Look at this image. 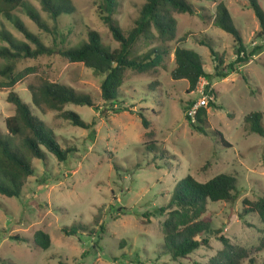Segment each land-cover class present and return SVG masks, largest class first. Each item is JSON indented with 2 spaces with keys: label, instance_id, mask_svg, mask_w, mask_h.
I'll use <instances>...</instances> for the list:
<instances>
[{
  "label": "rangeland",
  "instance_id": "1",
  "mask_svg": "<svg viewBox=\"0 0 264 264\" xmlns=\"http://www.w3.org/2000/svg\"><path fill=\"white\" fill-rule=\"evenodd\" d=\"M76 11L61 15L56 21L43 12L38 0H25L33 6L54 34L41 31L22 8L17 15L44 45L57 50L78 47L87 42L88 29L101 35L105 47H119L100 21L93 0H70ZM196 15L178 14L177 37L162 44L159 40L139 39L132 57L142 56L154 48L171 49L150 70L125 72L124 84L113 104L101 97L103 77L96 76L83 64L68 63L58 54L16 63L13 76L32 69L11 88L0 87V132L6 135L5 121L15 114L8 103L10 92L31 104V87L45 83L68 86L89 95L94 106L67 105L90 129L73 126L59 118L58 112L32 105L35 116L54 132L63 149L71 152L65 162L48 154L46 161L30 160L35 174L30 177L20 198L0 195V264H210L223 244L216 235L209 236L202 247L186 259L172 260L162 255V224L166 215L159 209L169 203L175 186L192 176L200 183L227 174L236 177L238 198L231 203H208L202 219L210 221L212 230H220L232 244L247 248L253 264H264L259 252L264 225L256 214L239 219L244 199L264 196V137L251 133L245 117L254 112L264 114V50L238 73L227 78V67L236 60L233 37L214 26L216 4L209 0H186ZM229 9L235 28L241 33L247 53L263 42L257 39L259 23L248 0H221ZM264 11V0H258ZM114 15L120 29L128 33L145 0H118ZM204 9V11H202ZM24 41L4 18L0 30ZM199 55L207 74L213 78L215 107L205 108V123H197L203 132L192 128L184 107L199 97L188 92L187 81L172 79L175 68L172 50L177 42ZM205 41L207 45H201ZM217 52L215 61L210 47ZM6 46L0 40V47ZM0 59V66L5 65ZM7 80L0 78V83ZM211 85V86H212ZM126 111L114 112L115 109ZM142 115L152 124L146 130ZM264 124V120H263ZM230 147L222 144L220 137ZM100 215L98 224L94 218ZM146 216L149 218L147 219ZM77 228L75 236L62 230ZM46 232L51 248L41 250L33 243L36 231ZM241 264H251L244 260Z\"/></svg>",
  "mask_w": 264,
  "mask_h": 264
},
{
  "label": "trees",
  "instance_id": "2",
  "mask_svg": "<svg viewBox=\"0 0 264 264\" xmlns=\"http://www.w3.org/2000/svg\"><path fill=\"white\" fill-rule=\"evenodd\" d=\"M38 1L43 12L55 21L63 14L70 15L76 11L70 0ZM209 1L216 4L214 26L231 35L235 44L236 60L227 67V74H220L216 69L218 76L227 78L231 74L238 73V68L249 64L258 53L264 50V11L258 0H248V5L259 23L256 37L263 42V45L247 53L243 37L235 28L229 9L221 0ZM93 3L97 7L100 21L109 28L114 41L119 45L118 48L111 50L105 47L101 35L88 29L87 42L78 47L55 52L53 48L44 45L14 14L17 9L22 8L27 17L41 31L55 35V29H52L42 19L33 6L27 5L25 0H0V20L4 18L8 21L24 38V41H20L5 29L0 30V40L6 44V46L0 47V59L6 62L4 66H0V78L7 80V82L0 83V87L11 88L33 71L32 69L25 70L17 77L13 76L16 63L19 61L58 54L68 63L83 64L96 76L103 77L102 100L106 104H113L124 84L127 70L144 73L153 68L164 55L170 54L171 51V49L162 51L160 48H154L142 56L132 57V49L136 42L141 38H156L162 44L174 42L177 37V21L173 14H197L196 8L186 0H145L139 17L134 21V27L126 33L120 29L114 19V15L119 9L118 0H93ZM185 42L186 40L178 41L172 50L175 68L171 77L175 81H187L190 93L196 90L201 78L210 82L213 76L206 73L204 62L199 55L182 47ZM200 44L207 45V42L201 41ZM208 46L210 47V45ZM210 52L214 60L219 61L221 66L222 61L216 59L217 52L212 47H210ZM155 55L157 62L153 59ZM30 89L31 104L25 103L15 92H10L7 97L8 103L15 108V114L5 121L8 133L4 135L0 132V195L7 198H20L28 179L35 174L30 160L36 159L45 162L46 156L50 154L55 156L59 162H65L71 152L70 149H63L54 132L33 114L32 105L40 110L46 107L58 112L59 118L82 129H90L95 125L87 124L73 111L64 110L67 105L88 106L95 109L89 95L78 93L71 87L57 83H45L38 88L31 87ZM193 103H188L184 107V112L186 107ZM210 106L215 107V104L211 103ZM113 111L126 110L121 108ZM206 114V110L201 109L197 122L205 123ZM140 116L143 127L146 130L152 128V124L142 115ZM186 120L189 122L187 117ZM263 120V113L254 112L245 117V124L251 133L264 137ZM191 126L194 130L203 132L199 126L194 124ZM217 136L220 137L225 147H230L221 134H217ZM237 198V179L232 175L221 174L205 183L198 182L190 175L185 177L175 186L169 203L159 209V215H166L162 224L164 235L161 245L162 255H168L174 261L186 259L200 248L208 247L209 236L216 235L224 249L211 260L210 264H241L244 260L253 264L254 261L250 258L247 248L232 244L220 230L211 229L209 220L202 219L209 202L231 203ZM251 214H256L264 225V196L255 200L246 198L242 201V213L239 214V219ZM99 218L100 215H97L94 222L104 233L105 230L98 224ZM146 218L149 219L147 216ZM77 230V228H64L62 232L66 236H75ZM261 234L259 252L264 251V229ZM33 243L37 248L45 251L52 245L50 236L41 230L34 233Z\"/></svg>",
  "mask_w": 264,
  "mask_h": 264
},
{
  "label": "built area",
  "instance_id": "3",
  "mask_svg": "<svg viewBox=\"0 0 264 264\" xmlns=\"http://www.w3.org/2000/svg\"><path fill=\"white\" fill-rule=\"evenodd\" d=\"M194 93L198 95L199 100L191 105H188L184 114L189 119L191 124L197 125V117L200 110L205 109L211 103H215L216 98L212 92L211 84L205 78L200 79Z\"/></svg>",
  "mask_w": 264,
  "mask_h": 264
},
{
  "label": "crops",
  "instance_id": "4",
  "mask_svg": "<svg viewBox=\"0 0 264 264\" xmlns=\"http://www.w3.org/2000/svg\"><path fill=\"white\" fill-rule=\"evenodd\" d=\"M212 85V84H211ZM212 87H213V85H212Z\"/></svg>",
  "mask_w": 264,
  "mask_h": 264
}]
</instances>
